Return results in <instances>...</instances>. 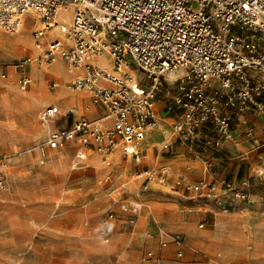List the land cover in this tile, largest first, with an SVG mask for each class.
<instances>
[{"label":"built area","instance_id":"2783aa9c","mask_svg":"<svg viewBox=\"0 0 264 264\" xmlns=\"http://www.w3.org/2000/svg\"><path fill=\"white\" fill-rule=\"evenodd\" d=\"M29 14L39 52L16 61L13 82L26 89L34 65L63 61L70 91L89 92L92 104L104 109L89 119L77 116L76 107L63 111L57 103L45 104L40 120L50 149L77 141L107 156L120 151L140 161L139 144L159 127L160 95L169 96L166 109L178 136L203 151L231 154L240 143L235 125L245 124L244 136L251 139L246 116H264V0H0V29L17 33ZM51 30L56 38L46 35ZM0 76L9 74L0 68ZM58 86L55 81L50 89ZM74 118L71 127L57 128ZM84 159L80 151L74 162ZM170 174L166 167L147 168L136 177L148 191L151 183L165 185ZM182 182L222 204L214 182ZM221 184L224 192L250 201L226 177ZM222 209L229 212L226 205ZM148 257L154 258L151 252Z\"/></svg>","mask_w":264,"mask_h":264},{"label":"rangeland","instance_id":"374dc122","mask_svg":"<svg viewBox=\"0 0 264 264\" xmlns=\"http://www.w3.org/2000/svg\"><path fill=\"white\" fill-rule=\"evenodd\" d=\"M36 28L29 19L15 34L0 29V68L9 74L0 76V264H264V220L245 210L254 201L213 213L198 209L199 203L214 204L213 198L198 196L194 202L189 196L196 191L186 183L185 190L193 192L186 196L169 182L142 191L139 170L166 167L172 175L161 156L190 146L174 129L173 114L161 110L164 103L158 121L170 139L160 147L142 144L141 162L90 146L76 165L82 147L77 141L48 148L40 111L57 98L66 108L75 94L68 80L56 76V63L34 65L26 89L13 82L16 61L36 53ZM56 31L46 35L56 38ZM23 34L29 45L13 43ZM55 81L59 87L53 91ZM177 235L181 244L174 241Z\"/></svg>","mask_w":264,"mask_h":264},{"label":"crops","instance_id":"0c3cea01","mask_svg":"<svg viewBox=\"0 0 264 264\" xmlns=\"http://www.w3.org/2000/svg\"><path fill=\"white\" fill-rule=\"evenodd\" d=\"M29 19H32V23L34 24L33 16L31 17V14H29L25 17L26 21L24 22V25H26ZM35 50L36 53L39 52L38 49ZM56 64L57 65L54 69L55 74H57L56 76L62 79L65 78L69 81L71 75L67 72L64 74V71H66L65 63L59 61ZM67 89L70 93L75 94V97L66 108L64 107L62 100L59 98L50 102L57 103L63 111L68 110L70 107H76L77 116L84 115L89 119H96L104 114V109L101 106L92 104L89 92L84 90L71 92L68 86ZM79 92H81V94H78ZM159 98H162L163 100H158L157 102L156 110L158 114L161 110L164 114L170 113L166 109L169 96L160 95ZM161 102L164 103V107L159 110L158 106H160ZM165 119H170V117H166ZM74 120L75 118L72 120H62L57 125V128L71 127ZM246 120L248 121V124L253 127L254 136L251 139H246L244 136L246 125H240L237 123V125H235V136L240 140V143L233 146L232 153L229 155L214 148L205 151L200 149V152L195 153L190 146L179 145L175 148V152L174 150H171V155H162L161 162L168 164L171 168L172 175H170L168 182L171 183L173 187L178 188V193L182 192L183 195L193 193L192 191L188 192L187 189L185 190L184 182L179 183L181 178H186L189 181L194 182L206 179L209 182L215 183L217 192L221 193L223 205H238L240 202H243L242 200L247 202L248 200L246 199L234 197L232 192H224L221 179L226 177L238 190L245 192L250 201L255 202L250 208L245 207V210L250 211L252 215H258L260 219L264 220V116L255 111L248 114ZM170 135L171 134L167 128L159 127L158 131L148 133L145 141L139 144V148L142 144L145 146L154 144V146L157 145L160 147L169 141ZM83 150L84 148L81 147L80 151ZM118 153L121 152L117 151L115 154ZM246 153H248V157L245 156ZM131 159L136 163L141 162V159L140 161H136L134 158ZM144 169L146 168L144 167ZM153 185H157V183H151V189H153ZM189 198L194 199L193 201L196 202V199L199 198L198 193L196 192L195 194L190 195ZM173 201L174 203H179L181 199L174 198ZM213 203L214 204L211 202L199 203L200 206L198 209L201 211L203 207H206L207 210L213 213H217V211H220L219 209H221V211L223 210V205L221 203L214 199Z\"/></svg>","mask_w":264,"mask_h":264},{"label":"bare ground","instance_id":"6f19581e","mask_svg":"<svg viewBox=\"0 0 264 264\" xmlns=\"http://www.w3.org/2000/svg\"><path fill=\"white\" fill-rule=\"evenodd\" d=\"M26 21V20H25ZM25 26V25H24ZM24 29V28H23ZM1 32V31H0ZM13 43H20L21 45H29L30 39L27 34H23L19 37V39H16ZM87 158V157H86Z\"/></svg>","mask_w":264,"mask_h":264}]
</instances>
